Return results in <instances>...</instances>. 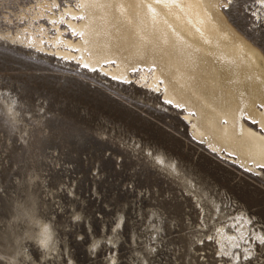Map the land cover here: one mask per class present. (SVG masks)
Returning <instances> with one entry per match:
<instances>
[{
    "label": "rangeland",
    "instance_id": "374dc122",
    "mask_svg": "<svg viewBox=\"0 0 264 264\" xmlns=\"http://www.w3.org/2000/svg\"><path fill=\"white\" fill-rule=\"evenodd\" d=\"M32 2L0 0L1 29L16 32ZM241 7L230 21L264 45ZM133 75L116 82L0 37V254L23 230L14 217L33 209L60 240L43 260L29 245L36 264H220L214 241L199 243L225 215L252 217L264 236V179L195 142L183 111ZM263 245L249 264H264Z\"/></svg>",
    "mask_w": 264,
    "mask_h": 264
},
{
    "label": "bare ground",
    "instance_id": "6f19581e",
    "mask_svg": "<svg viewBox=\"0 0 264 264\" xmlns=\"http://www.w3.org/2000/svg\"><path fill=\"white\" fill-rule=\"evenodd\" d=\"M233 1L35 0L17 15L18 30L0 27V37L120 83L137 81L133 73L141 71L145 89L160 91L163 103L171 100L168 105L183 111L195 142L264 179V167H257L264 165V50L228 18ZM260 4L263 12L264 0ZM5 109L16 113L11 104ZM157 159L172 174L180 172L163 156ZM216 210L224 214L219 205ZM224 218L199 245L214 241L220 264L258 261L256 244L264 236L254 219Z\"/></svg>",
    "mask_w": 264,
    "mask_h": 264
},
{
    "label": "clouds",
    "instance_id": "9594fccd",
    "mask_svg": "<svg viewBox=\"0 0 264 264\" xmlns=\"http://www.w3.org/2000/svg\"><path fill=\"white\" fill-rule=\"evenodd\" d=\"M14 222L22 225L23 230L14 236L12 255L0 254V260L6 264H36L29 245L41 252L42 260L58 251L60 240L53 224L38 216L34 209L27 215L14 217Z\"/></svg>",
    "mask_w": 264,
    "mask_h": 264
},
{
    "label": "flooded vegetation",
    "instance_id": "af4514ba",
    "mask_svg": "<svg viewBox=\"0 0 264 264\" xmlns=\"http://www.w3.org/2000/svg\"><path fill=\"white\" fill-rule=\"evenodd\" d=\"M253 1L254 0H234L233 2H230V7L227 8V10L231 11L233 6H239V5L242 6L241 7L242 10L240 11V13H241L242 17L244 18V20L246 21V23H249L250 25H252L253 28L250 27L251 34L253 33L254 35H257L260 39H264V31L262 29L258 28L259 26L252 23V20L250 19V16L247 12L248 8L250 7V5H252ZM228 12H227V16L229 18ZM247 35H248V33H247ZM261 47L264 50V45L261 44Z\"/></svg>",
    "mask_w": 264,
    "mask_h": 264
},
{
    "label": "built area",
    "instance_id": "2783aa9c",
    "mask_svg": "<svg viewBox=\"0 0 264 264\" xmlns=\"http://www.w3.org/2000/svg\"><path fill=\"white\" fill-rule=\"evenodd\" d=\"M262 6L260 0H254L247 12L252 20V23L259 26L258 28L264 31V12L261 11Z\"/></svg>",
    "mask_w": 264,
    "mask_h": 264
},
{
    "label": "snow or ice",
    "instance_id": "6c2138e0",
    "mask_svg": "<svg viewBox=\"0 0 264 264\" xmlns=\"http://www.w3.org/2000/svg\"><path fill=\"white\" fill-rule=\"evenodd\" d=\"M158 2H159V0H158ZM77 7H80V4L79 3H77V5H76ZM57 7H59V5H57ZM74 19H83V17H73ZM77 35H82V33H77ZM86 68L88 67V65L87 64H85L84 65ZM134 71H135V69H134ZM161 83H162V81H161ZM165 103H167V104H174V102L173 101H171V100H168V101H165ZM175 107H178V108H184V105H179V104H176V105H174ZM262 107H264V105H262ZM195 113H190V115H194ZM244 119H250V117H248L247 115H246V113L244 114ZM252 123H258V121H255V120H253L252 121ZM193 139H195V137H193ZM201 143H202V141H201ZM212 151H215V149H212ZM241 167H243V165H241ZM257 167H264V165H257ZM249 171H251V169H249ZM76 219H79V217H76ZM261 244H264V239H262L261 240ZM249 257L246 255L245 256V259H248Z\"/></svg>",
    "mask_w": 264,
    "mask_h": 264
}]
</instances>
